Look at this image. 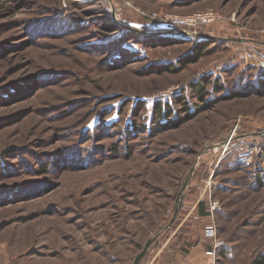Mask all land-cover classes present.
I'll return each mask as SVG.
<instances>
[{"label":"rangeland","instance_id":"rangeland-1","mask_svg":"<svg viewBox=\"0 0 264 264\" xmlns=\"http://www.w3.org/2000/svg\"><path fill=\"white\" fill-rule=\"evenodd\" d=\"M210 9L223 19L204 33L220 42L186 65L197 38L143 34ZM249 46L264 51V0H0V264H135L145 250L138 264H254L264 188L242 183L233 148L264 136ZM202 75L200 102L183 87ZM159 99L183 123L160 125ZM196 202H218L215 216Z\"/></svg>","mask_w":264,"mask_h":264},{"label":"trees","instance_id":"trees-1","mask_svg":"<svg viewBox=\"0 0 264 264\" xmlns=\"http://www.w3.org/2000/svg\"><path fill=\"white\" fill-rule=\"evenodd\" d=\"M188 3V2H186ZM184 3V4H186ZM157 26V25H156ZM205 26L207 25H202L199 27L198 31L195 32L194 30H189V28H187L186 26L183 25H177V26H167L164 21H162L160 23L159 26L157 27H153V29L151 31H144L143 34L145 35V37H157L160 39H185V38H197L195 43L193 44L191 50H189V52L182 56L179 59V63H184V65H186L187 63H190L191 61H194L195 59L199 58L200 55L204 54V52L209 48V46L211 45L210 43L212 42H217L218 43V39L216 38H206L203 35H205ZM123 27V25L118 26V28ZM140 28V27H139ZM121 30H123V32L126 33H132V30H126V28H120ZM173 31L178 32V34H174ZM136 32V31H135ZM182 33H185L188 36L182 35ZM194 33H197V35H195ZM138 34V33H137ZM140 34V33H139ZM142 34V33H141ZM143 35V36H144ZM150 35V36H147ZM188 40V39H186ZM222 41V40H221ZM220 42V41H219ZM161 70H166V71H176L177 70V66H173L169 63H165V64H161ZM259 71L260 74L257 78V81L255 82V84H253L252 89L254 90H258V89H262L264 87V68L254 65ZM208 75H202L197 81H191L189 84V88L188 87H183V90H188L191 91L196 97H198V99L201 101H205L206 100V94H207V88H206V83L209 82ZM218 79L215 80L214 84H215V89L216 90H220L222 89V86H219L218 84ZM255 85V86H254ZM240 93H236L235 96H239ZM178 96H181L180 101H183L184 103V107L185 109H189V104L187 107V102L184 100L185 97H183V94H181V92L179 93ZM177 96H175L174 98H176ZM178 98V97H177ZM177 100V99H176ZM176 102V101H174ZM178 102V101H177ZM169 104V101L163 103L162 100H155L154 104H153V115H155L157 117V120L159 121V124L162 126H170V125H179L181 123H183L184 119L187 117H182L181 120L175 118L174 114V110L172 109V107H167L166 105ZM171 105V103H170ZM201 108V107H200ZM170 118H167V117ZM174 121H178V122H174ZM116 124V123H115ZM103 127H105L106 129L112 128L114 127L113 123H106L103 121ZM131 131H134L136 129V126H131L130 127ZM258 136V135H257ZM262 136V135H260ZM256 140V139H255ZM257 142V141H256ZM262 143H260L258 141V144H261L264 146V136L262 137ZM116 151L118 150V147L115 146ZM127 150V155L130 153L129 152V147L126 148ZM129 152V153H128ZM241 152V151H240ZM242 154V152H241ZM261 158L263 157L264 159V150L258 154L256 157ZM262 159V160H263ZM235 160L237 161V163L239 164V166H241L243 169H245L247 171V173L250 175V180H245V182H242L244 185L248 186L249 190H254V189H260V188H264V168L261 167V164H259L257 161H255L254 163H252L251 165H247L245 162H243L242 160H240V158H236ZM223 162V160H222ZM42 171V173L47 172L48 171V165L42 167V169H40ZM203 206V202L200 204V215H207L210 212H207L206 209H202ZM206 210V211H205ZM214 216H215V212H214ZM216 223V221H215ZM218 229V227H217ZM223 255L226 254L225 251L222 252ZM254 264H264V253L260 254V256L258 258H256L255 263Z\"/></svg>","mask_w":264,"mask_h":264},{"label":"built area","instance_id":"built-area-1","mask_svg":"<svg viewBox=\"0 0 264 264\" xmlns=\"http://www.w3.org/2000/svg\"><path fill=\"white\" fill-rule=\"evenodd\" d=\"M152 16L160 18L157 13L153 14ZM222 19H223V15L220 12L215 11L214 9H210L208 11H199L188 15L167 14L165 17L162 18V21H164V23L167 26L183 25L189 28V30H194L195 32H197L200 26L216 23ZM182 35L188 36L185 33H183ZM243 57L246 65H257L264 68V51H260L254 46L251 47L249 46L243 50ZM234 133L231 139H229V142L226 144V147H224L225 149L234 145V143L236 142V141L233 142L235 138ZM244 137H250V136L246 134ZM251 137L253 140L252 135ZM234 147L235 149L240 148L243 150L241 155V160L247 164H251L254 161L255 157L264 150V146L256 143L255 139L253 142H248L244 144V146L234 145L233 148ZM230 150L232 149H226V151H230ZM217 208H218V202H213L212 205L210 206L211 213L213 216ZM206 235L208 238H211L213 240V245H212L213 250H209L208 253L213 254L214 258H216L217 250L223 244V241L218 236V229L215 220L206 229Z\"/></svg>","mask_w":264,"mask_h":264},{"label":"crops","instance_id":"crops-1","mask_svg":"<svg viewBox=\"0 0 264 264\" xmlns=\"http://www.w3.org/2000/svg\"><path fill=\"white\" fill-rule=\"evenodd\" d=\"M199 206V207H198ZM193 209H196L197 211H198V213L200 212V205H199V202H196V204H195V206L193 207ZM202 209L204 210V208L202 207ZM207 210V209H206ZM205 210V211H206ZM207 212H208V210H207ZM205 216H208V217H210V216H212L211 215V212L210 213H208L207 215H201V217H205ZM212 217H214V216H212ZM213 221H214V218H213Z\"/></svg>","mask_w":264,"mask_h":264},{"label":"water","instance_id":"water-1","mask_svg":"<svg viewBox=\"0 0 264 264\" xmlns=\"http://www.w3.org/2000/svg\"><path fill=\"white\" fill-rule=\"evenodd\" d=\"M173 33L174 34H178V32H176V31H173ZM183 34V33H182ZM195 34V33H194ZM195 35H197V34H195ZM204 37H206L207 35L205 34V35H203ZM149 245V244H148ZM148 247V246H147ZM147 247H146V249H147ZM145 252H146V250H145ZM145 252L144 253H142V254H140L139 256H138V258H137V260H136V262H135V264H138L139 262H140V259H142V257L145 255Z\"/></svg>","mask_w":264,"mask_h":264}]
</instances>
